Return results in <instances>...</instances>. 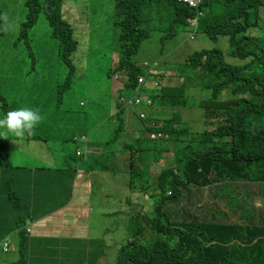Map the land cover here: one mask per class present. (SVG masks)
Instances as JSON below:
<instances>
[{"label":"trees","instance_id":"obj_1","mask_svg":"<svg viewBox=\"0 0 264 264\" xmlns=\"http://www.w3.org/2000/svg\"><path fill=\"white\" fill-rule=\"evenodd\" d=\"M60 1L27 0V21L21 29V34L26 35V29L42 12L52 35L60 43L61 61L68 72L57 91V106L73 84V55L78 49L72 26L61 18ZM225 1V5L232 4V10L224 13L223 21L219 15L210 17L205 33L213 40L218 36L228 37L231 56L238 58L239 66L228 64L218 49L199 50L183 61L164 62V67H158L157 62L154 67L140 63L136 56L143 40L148 38V31L142 26L150 19L147 8L152 9L153 0L114 1L111 22L118 31L117 37L112 33L118 58L110 75L125 73L114 79L120 81L122 92L135 94L138 90L143 91L150 82L152 86L157 83L154 89L157 94L150 95L146 105L149 110H145L143 119L131 113L128 106L120 105L122 94L114 99L115 112L107 122L110 139L113 141L124 134L128 118L132 133L148 131L167 135V139L139 137L134 141L133 148L137 153L130 155L133 170L130 183L135 191L143 194L150 183L154 190L149 191V196L159 188L162 199L159 206H154L157 218L147 220L146 227L140 224L139 217H133L130 224L123 226L126 229L122 237L124 242L116 239L112 244L117 253L116 264H247L242 262L243 259H252L248 264H264L263 240L251 238L264 237V225L196 224L187 220L179 222L182 226L179 228L173 224L177 222H171L168 215L171 212L165 211L167 215H162L160 210L161 203L180 200L185 189L210 187L218 191V197L225 194L229 198L228 190L236 189V182H253L264 187V29L258 37L247 35L249 28L257 26L256 13L247 10L255 7L259 12L260 7L264 13V0H242L244 8L235 4L237 0ZM215 2L203 0L199 8L194 9L175 0H165L171 13L170 26H166L168 31L162 39H173L177 34L175 27L185 29L188 17L197 16V11L204 6L212 8ZM240 19L245 23L236 22ZM249 19L256 22L249 24ZM242 31L245 33L237 38ZM155 67L156 71L152 70ZM140 76H145L143 86L138 80ZM130 96H126L127 99ZM193 101L202 110L204 124L203 130L197 133L199 147L195 148L191 146L194 141L188 137L189 130L180 113V109L196 107ZM140 104H144L142 100ZM150 123L154 126H147ZM72 140L76 141L75 137ZM172 140L189 143L187 146L192 150L180 158H177L180 153L177 151L171 166L155 169L161 154L170 152L165 143ZM147 158L149 162H145ZM120 213L119 210L116 216ZM161 217L164 222L159 220ZM153 231L157 238L148 240L145 235ZM19 239L23 252L21 258L11 264H26L25 258H32V254H27L29 238L21 234ZM239 243L250 246H237Z\"/></svg>","mask_w":264,"mask_h":264},{"label":"rangeland","instance_id":"obj_2","mask_svg":"<svg viewBox=\"0 0 264 264\" xmlns=\"http://www.w3.org/2000/svg\"><path fill=\"white\" fill-rule=\"evenodd\" d=\"M114 1H60L61 18L72 26L75 39L78 42V49L75 56L73 55L75 59V73L72 76L73 84L62 95L61 100L63 101L57 106L59 98L57 91L63 85L68 72L61 61L62 49L59 41L52 35L51 28L42 12L38 15L36 22L26 29L27 34H21L22 26L27 21V0H0V16L7 13L8 24L11 26L8 31H4L5 22L0 19V119L5 118L7 112L20 108L39 110L44 117V120L35 129L34 135L39 138H26L20 144L24 145L22 148L26 150L25 153H28L27 151L32 152L34 156L41 157L43 162H48V165L41 162L44 167H56V162L65 159L67 156L73 159L75 165L78 163L76 166L81 165L90 158V156L79 158L73 154L76 142L72 140L71 136L64 140L53 137L47 142L42 141V138L49 137L47 127L54 125L51 127V131L62 132L64 127H75L78 139H80V135L87 134L86 136L92 143H97L104 140L100 131L107 128L108 119L115 112L114 99L120 94L123 95L122 100H119L120 104L125 107L127 104L128 109L133 107L134 111H141V113L149 110L146 105L149 103L150 95L157 94L154 90L156 86H152L150 82H147L143 91L138 90L135 92L136 95H140L138 99H127L126 96H133L134 93L122 92L120 81L114 80L115 77L110 75L118 58L112 35L113 33L117 37L118 31L113 28L111 22ZM236 3L244 8L242 0H237ZM150 6L152 9L147 8L150 19L147 20V24L142 26L149 31L148 38L143 40L136 56L140 63L154 67V62H157L158 67H164V62L183 61L199 50L218 49L223 53L224 60L228 64L241 65L238 58L231 56L232 48L228 37L218 36L216 40H213L205 33L210 17L219 15V18L223 21L221 17L228 10H232V4L225 5V0H216L212 8L202 7L203 16L200 17L194 33L195 37L192 40L189 39L190 31L187 28L180 29L179 27H175L177 34L173 39L168 37L162 39L164 32L168 31L166 26H170L169 14L171 10L166 6L164 0H153ZM258 10L259 12L255 7L247 10L249 13H256L257 15V26L249 28L247 35L258 37L262 34L264 13L262 12L263 8L258 7ZM256 21L255 19H249V24ZM236 22L245 23L244 19ZM244 33L242 31L237 35V38ZM156 68H152V70L156 71ZM123 74L125 73H118L115 76L120 78ZM143 98H145V105L140 104ZM131 101H133L132 105L130 104ZM19 103L22 105H18ZM82 103H84L83 106ZM193 104L196 107L180 109V113L189 130L188 137L194 141L191 146L195 148L196 146L199 147L197 133L203 130L204 124L202 110L196 105L195 101H193ZM130 123L127 122V128L124 135L119 137V141L128 142L130 139L138 137L139 132L132 134ZM155 138L158 139V136L155 135ZM12 139L13 137L9 134V139L3 140L9 144ZM111 142L108 133L105 136V144ZM188 144L175 142L174 140L166 142L165 145L168 146L172 154L163 152L155 169L171 166L177 151H180L177 158L184 154L188 155L192 150L191 147L187 146ZM0 150H5L1 144ZM34 156L29 159L26 158V162L33 158L36 161L40 160V158ZM145 162H149L148 158ZM181 170L182 166L180 165L179 171ZM116 176L117 184L119 183L122 186L117 194L120 195L121 191L126 192V190L128 193L126 196L121 193L124 199L123 202H127L129 206L134 204L136 207H145L147 209L146 215L139 214V210L141 214H144V209L140 207L136 209L138 211L131 208H127L126 211L122 209L121 213L116 216L119 211L115 208L122 203V198L119 195L114 196L115 190L111 193L95 194L94 189L90 188L94 193L89 194L88 204L85 208V210L87 209L85 214L88 215L85 222L89 225L88 240L77 245L68 242L64 251H61L59 242L50 243L43 253L38 251L31 259L26 257L25 263L116 264L117 253L115 254L116 250L112 245L114 237L122 243L124 242L125 238L122 239V237L126 234V229L123 226L130 224L133 217H139L140 224L146 227L149 218H157V214H154L153 210L158 200L161 199L159 194L154 197L137 194L131 183H125L118 173H116ZM108 179L112 178L108 176ZM234 185H237V188L232 187L233 190L231 188L228 190L231 195L229 198L225 194L221 198L218 197V191L212 190L210 187L185 189L180 200H177V202L167 201L163 204L162 215L163 213L166 214L165 211L171 212V214H168L170 220L171 222H177L173 224L179 228H182L179 222L187 220L196 224L232 223L252 225L253 227L264 225V187L260 188L258 184L253 182H236ZM151 188L154 190V185H151ZM157 192H159V188ZM58 202L65 203L66 201L62 197ZM83 219L81 218V220ZM159 220L164 222L162 217ZM145 236L148 240L153 241L157 238L154 231L147 233ZM251 238L256 239V241L262 239L261 246H264V237ZM247 244L241 245L239 243L237 246H250ZM109 245L111 246L109 247ZM223 245L226 246L227 244ZM239 251L243 252V250ZM11 255L13 256V254ZM11 255H5L4 264H10ZM45 258L48 260L42 263ZM251 260L243 259L242 262L248 264Z\"/></svg>","mask_w":264,"mask_h":264},{"label":"crops","instance_id":"obj_3","mask_svg":"<svg viewBox=\"0 0 264 264\" xmlns=\"http://www.w3.org/2000/svg\"><path fill=\"white\" fill-rule=\"evenodd\" d=\"M12 105L15 106L14 103ZM127 122L130 123L129 118ZM52 126L46 128L50 139L46 136L42 141L47 142L53 137L63 140L75 137L73 154L79 158H90L76 166L78 163L75 165L73 159L67 156L56 162V167H44L42 164L48 165V162H43L41 157L34 156L32 152L25 153L23 144L10 141L8 144L0 139V144L5 148L0 150V264H4L5 255L13 254L10 264L21 258V234L29 238L27 254H32V257L38 251L43 253L50 243L59 242L61 251L66 249L68 242L72 245L82 244L89 238V225L85 222L88 218L85 208L89 194H106L115 190L114 196L119 195L117 192L122 186L116 182V173L125 183L133 180L130 155L137 152L130 144L134 140L122 142L118 137L107 145L105 136L109 132L106 128L100 131L104 140L92 143L87 134L80 135L81 140L78 139L75 127H64L62 132L51 131ZM31 138L39 137L34 135ZM32 156L40 160L33 158L26 162V158ZM39 168L42 169L37 171ZM108 176L112 178L109 181ZM121 193L128 195L127 190L120 192L122 203L115 209L126 211L129 205L123 202ZM62 197L65 203L58 202ZM115 241L114 237L112 243ZM4 242H8L6 252L1 249ZM47 260L45 258L42 263Z\"/></svg>","mask_w":264,"mask_h":264},{"label":"clouds","instance_id":"obj_4","mask_svg":"<svg viewBox=\"0 0 264 264\" xmlns=\"http://www.w3.org/2000/svg\"><path fill=\"white\" fill-rule=\"evenodd\" d=\"M175 1L178 2L177 0H175ZM178 3H180V2H178ZM202 3H203V0L200 3H198V5H196L195 7H190V6L186 5V4H184V5H186V6L190 7V8L198 9L199 6ZM181 4H183V3H181ZM201 16H203L202 10H198L197 11V16H195L194 18L193 17H188L186 19V24H187L186 25V28L190 31L189 32V39H191V40L194 39V37H195L194 36V33L196 32V28H197V25L199 23V20H200V17ZM0 19H2L5 22L4 29L3 30L4 31H8L9 30V27H11V26L8 24V16H7V13H5L3 16H0ZM188 19L195 20V25L193 27L190 26V24L188 22ZM154 65H156V63H154ZM115 75L113 76V77H115L113 79H117V76H115ZM143 77H145V76H140L138 78V80L141 81ZM143 83H145V78L141 81V85L142 86H143ZM156 84H154V85L156 86ZM138 98H139V96L136 95V94H134L133 96L130 97V100H133V99L136 100ZM144 99L145 98L142 99L143 103L145 102ZM120 100H122V99H120ZM132 104H133V101H131V105ZM141 105H143V104H141ZM126 106H127V104H126ZM129 109L132 110L133 113L138 114L139 118L143 119L145 117V114H146L145 112L144 113H141V111H137L136 112V111L133 110V107L132 108H129ZM43 120H44V117L40 114L39 110H33L31 108H20L18 110L9 111V112H7L5 118L0 119V138L9 139V134H11V136L13 137L12 142L13 143H16V144H20L26 138H31V137L34 136L35 129L37 128V126ZM147 126H154V124H151L150 123ZM157 134H161L162 135V138H158V139H167V137L166 138L163 137V136H167V135H163L161 132L153 133V132H148V131L147 132H141L140 131L138 133V137L137 138L140 137L141 139H153V140H156L155 135H157ZM122 135H124V134H122ZM136 139H132V140L135 141ZM134 141L130 145H133L134 144ZM168 153L172 154V152H168ZM77 155L78 156L80 155V151L77 153ZM151 185L152 184L149 183V187L146 189L148 191L146 193L143 194L140 191H137V194H142L144 196L149 195V191L152 189L151 188ZM157 194H158V192L154 193L151 197H154ZM168 194H169V192H167V195ZM160 198L162 199V196H160ZM161 199L158 200V202L156 204L157 206H159V204L161 202ZM162 206H163V204L161 203V205H160L161 212H162ZM140 207H136L134 204L132 206H129V208H131L133 210H136L137 208H140ZM141 208L144 209V214H141L140 213V210H139V214L140 215H146L147 214V209L145 207H141ZM136 211H138V210H136ZM149 219H152V218H149ZM26 229H27V227H26ZM4 243H7L8 244V242H4ZM1 249H3V245L1 246ZM6 251H7V248H6L5 252Z\"/></svg>","mask_w":264,"mask_h":264},{"label":"built area","instance_id":"obj_5","mask_svg":"<svg viewBox=\"0 0 264 264\" xmlns=\"http://www.w3.org/2000/svg\"><path fill=\"white\" fill-rule=\"evenodd\" d=\"M180 3L186 4L190 7H195L196 5H198V3H200L202 0H177ZM188 22L190 24V26H194L195 25V20L193 19H188ZM131 104V102H130ZM158 138H162L161 134H157ZM163 137H167V136H163ZM8 244L7 243H3V250L5 251L7 248Z\"/></svg>","mask_w":264,"mask_h":264}]
</instances>
